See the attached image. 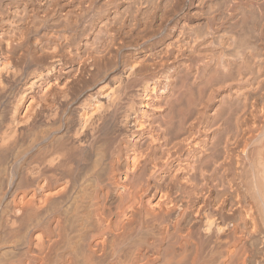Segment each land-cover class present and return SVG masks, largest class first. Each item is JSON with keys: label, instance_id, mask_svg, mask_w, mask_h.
Returning <instances> with one entry per match:
<instances>
[{"label": "bare ground", "instance_id": "1", "mask_svg": "<svg viewBox=\"0 0 264 264\" xmlns=\"http://www.w3.org/2000/svg\"><path fill=\"white\" fill-rule=\"evenodd\" d=\"M4 180L0 264H264V0H0Z\"/></svg>", "mask_w": 264, "mask_h": 264}, {"label": "rangeland", "instance_id": "2", "mask_svg": "<svg viewBox=\"0 0 264 264\" xmlns=\"http://www.w3.org/2000/svg\"><path fill=\"white\" fill-rule=\"evenodd\" d=\"M226 32H227V31H226ZM226 32H225V33H226ZM223 34H224V33H223ZM223 34H222V35H223ZM226 34L228 35L229 33L227 32ZM226 34H225V35H226ZM223 36H224V35H223ZM225 37H226V38H225ZM228 37H230V36L228 35ZM228 37H227V36H224L225 39H228ZM230 42H231V41L229 40V41H228V43H229L228 46L231 44ZM231 46H233V45H231ZM231 46H230V47H231ZM147 47H148V45H147ZM233 47H234V46H233ZM148 48H152L151 45H149ZM234 48H235V47H234ZM234 48H233V49H234ZM226 49L229 50L230 48H226ZM233 49H232V50H233ZM236 49H237V48L234 49V52H235ZM230 50H231V49H230ZM232 50L229 51V52L226 50L225 52L230 53V52H232ZM119 56H121V58H122L123 60H125L126 62H128V63H129V62H132L131 59H133V58H131V55H129V52H127V51H123L122 53L119 54ZM113 59H114V58H113ZM130 60H131V61H130ZM4 182H5V180H4ZM4 182L2 181V185H1V183H0V194H4V193L7 192V185H6L7 183L5 182V184L3 185ZM5 185H6V186H5ZM262 235H263V236H262ZM262 235H261V237L263 238V237H264V234H262ZM263 241H264V238H263ZM263 248H264V247H263ZM178 252L180 253V251H178Z\"/></svg>", "mask_w": 264, "mask_h": 264}]
</instances>
